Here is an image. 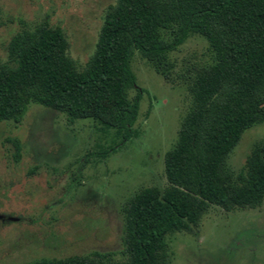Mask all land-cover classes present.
<instances>
[{
    "label": "trees",
    "instance_id": "16d2710c",
    "mask_svg": "<svg viewBox=\"0 0 264 264\" xmlns=\"http://www.w3.org/2000/svg\"><path fill=\"white\" fill-rule=\"evenodd\" d=\"M19 23L0 59V124H21L38 104L71 125L90 120L128 141L143 93L131 67L135 53L168 82L175 67L170 55L188 38L202 37L211 53L209 63L190 64L180 75L191 106L165 156L168 185L127 199L121 249L24 264H170L169 238L196 234L211 206L228 212L262 206L264 138L239 172L229 159L245 133L264 124V0H116L83 68L60 27L47 19ZM10 142L19 162L22 144Z\"/></svg>",
    "mask_w": 264,
    "mask_h": 264
},
{
    "label": "rangeland",
    "instance_id": "374dc122",
    "mask_svg": "<svg viewBox=\"0 0 264 264\" xmlns=\"http://www.w3.org/2000/svg\"><path fill=\"white\" fill-rule=\"evenodd\" d=\"M116 0H0V59L20 20H48L69 42V55L83 68L94 54L104 16ZM172 81L138 52L131 67L143 93L131 139L93 121L66 117L31 104L23 122L0 124V264L65 258L121 249L123 206L145 188H166L164 160L177 142L191 106L180 78L193 63H209L202 37L191 36L170 55ZM131 99L137 92H129ZM264 124L247 131L229 159L239 172ZM22 144L19 162L10 140ZM9 140V141H8ZM170 264H264V203L257 209L225 211L211 206L196 234L169 238Z\"/></svg>",
    "mask_w": 264,
    "mask_h": 264
},
{
    "label": "water",
    "instance_id": "95a60500",
    "mask_svg": "<svg viewBox=\"0 0 264 264\" xmlns=\"http://www.w3.org/2000/svg\"><path fill=\"white\" fill-rule=\"evenodd\" d=\"M0 221L13 222V221H17V219L14 218V217H11V216H2V215H0Z\"/></svg>",
    "mask_w": 264,
    "mask_h": 264
},
{
    "label": "flooded vegetation",
    "instance_id": "af4514ba",
    "mask_svg": "<svg viewBox=\"0 0 264 264\" xmlns=\"http://www.w3.org/2000/svg\"><path fill=\"white\" fill-rule=\"evenodd\" d=\"M4 216V215H3Z\"/></svg>",
    "mask_w": 264,
    "mask_h": 264
}]
</instances>
